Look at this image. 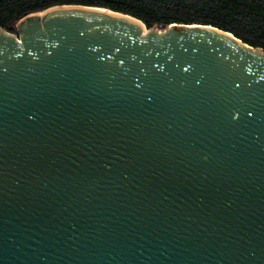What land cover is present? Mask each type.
<instances>
[{"label": "water", "instance_id": "obj_1", "mask_svg": "<svg viewBox=\"0 0 264 264\" xmlns=\"http://www.w3.org/2000/svg\"><path fill=\"white\" fill-rule=\"evenodd\" d=\"M15 28H0V264H264L261 49L97 6Z\"/></svg>", "mask_w": 264, "mask_h": 264}, {"label": "trees", "instance_id": "obj_2", "mask_svg": "<svg viewBox=\"0 0 264 264\" xmlns=\"http://www.w3.org/2000/svg\"><path fill=\"white\" fill-rule=\"evenodd\" d=\"M104 7L147 28L171 23L208 24L264 52V0H0V28L17 34V21L56 5Z\"/></svg>", "mask_w": 264, "mask_h": 264}]
</instances>
